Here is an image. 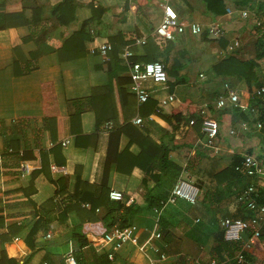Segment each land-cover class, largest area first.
Wrapping results in <instances>:
<instances>
[{"label":"crops","instance_id":"crops-1","mask_svg":"<svg viewBox=\"0 0 264 264\" xmlns=\"http://www.w3.org/2000/svg\"><path fill=\"white\" fill-rule=\"evenodd\" d=\"M62 1L0 0V6L10 15L6 29L0 30V257L4 254L17 264H64L65 255L71 253L84 264H145V258L134 247H124L110 262L105 254L94 252L100 237L88 236L83 247L71 238L80 222L102 221L108 213L106 205L94 214L82 213V219L75 209L65 220L55 215L33 238L29 233L43 214V207L57 198V181H64L62 188L69 196L80 188L77 178L94 186L105 181L108 191L121 192L126 203L135 193L145 197V180L154 184L156 197L165 202L181 178L197 189V201L190 204L177 199L172 209L166 206L159 211L139 212L131 225L137 227L140 239L148 238L158 223L161 237L153 243L168 256L165 264H210L213 259L221 264H264V227L260 239L243 233L237 242L239 249L216 253L224 232L221 222L249 219L253 213L238 202V197L251 184L259 187L256 179L244 178L235 167L243 155L262 159L264 154V96L255 95L264 86V0H220L222 5H215L220 14H214L205 0H171L180 23H215L226 34L217 40L186 31L161 46L153 38L162 16L158 0H74L79 7L92 4L102 9L90 26L99 42L96 45L110 44L118 57L130 46V62L156 60L164 64L168 81L161 87L146 83L151 96L147 102L154 110L161 100L174 96L175 100L161 113L169 115L188 101L203 120H213L222 135L229 136V141L216 136V151L204 146L202 123L196 128L191 121L181 122L172 135L162 134L165 124L157 116L152 125H133L136 117L149 115L148 108L138 107L135 96L129 93L127 67L120 58L105 62L88 50L80 56L60 54V58L57 45L62 42L64 27L50 12ZM34 19L41 21L35 23ZM135 37H145L146 44L153 40L158 50L152 61L145 59L141 46L131 44ZM234 41L239 46L226 52L227 45ZM248 76L252 77L250 83L243 81ZM225 84L238 95L239 107L233 108L227 101L223 109L216 108L217 99L226 97ZM96 117L101 120L98 128ZM107 122L132 126L144 136L142 130H149L153 140L167 144L169 160L181 168L179 174L160 184L163 175L155 169L135 166L126 173L141 151L136 142L130 141L132 133H126L128 130L121 133L117 145L120 154L128 143L132 144L126 156L120 158L118 169L114 161L105 169L108 147L112 145L109 137L115 129L106 131ZM242 123L248 124L247 130L241 129ZM230 130L234 136L229 135ZM82 135L92 136L88 146L82 144L88 143L86 140L75 145L76 137ZM64 139H69L67 146L61 144ZM8 149L13 153L7 154ZM52 165L62 170L52 171ZM230 167L234 172L228 171ZM82 197L80 209L89 211V195ZM106 204H112L109 194ZM191 207H199L202 215L189 216ZM52 208L55 206L49 210ZM162 226L165 229L161 231ZM245 244L247 249L243 248ZM240 251L244 260L238 263ZM37 254L39 261L35 260Z\"/></svg>","mask_w":264,"mask_h":264},{"label":"trees","instance_id":"trees-1","mask_svg":"<svg viewBox=\"0 0 264 264\" xmlns=\"http://www.w3.org/2000/svg\"><path fill=\"white\" fill-rule=\"evenodd\" d=\"M205 1L207 7L212 10L214 14L221 13L220 11L215 9V5H222V2L220 0ZM0 8V30H3L6 29L5 21L8 20L10 15H7L8 13L5 12V9L2 6H0ZM101 13L102 9L95 8L92 4L83 7L76 6L74 4V0H63L52 8L50 16L53 17V19L59 25L64 27V31L62 33V42L57 45L59 57L60 54L65 53L71 56H80L81 54L87 52L89 48L99 43L96 38L92 35L90 31V26L100 17ZM35 16H38V14L35 13ZM40 21L41 20H35V23H39ZM169 47H171V44L169 45ZM141 48L142 54L145 53V59H147V57L151 59L158 50L153 40H149L148 43L143 47L141 46ZM117 53V50H112V52L110 53L111 62L119 58ZM152 60L153 59H151L150 61ZM175 70L176 67L173 68V71ZM251 80L252 77L248 76L243 81L246 83H250ZM148 102H146L143 107L145 106L146 108H148L147 113L150 115L155 109L152 110V106ZM157 117H159L165 124V129L162 128V134L165 135L174 134L175 130L178 129V126L181 122L191 121V124H194V126L197 128L201 125L203 121L202 116L199 114V112L196 113L195 109L189 105L188 101H184L177 109L171 110L169 115H162L160 113L159 115H157ZM153 122H151V125ZM100 123L101 120L96 117L97 128ZM120 125L121 124L116 126L114 124L115 129L113 132L110 133L109 142H112V145L111 148L110 145L108 147L105 169L106 167H108V165H110L112 161H114V163L116 164V169H118V165L121 163L120 158L126 156L127 148L132 144L128 143L125 150L120 154L117 153V145L121 133H124L128 130L126 133H132L130 134V141L136 142L137 145L140 147L141 151L138 152L136 156H134L135 161L129 163V168L126 173H129L130 170H132L135 166L140 167L143 170L147 168L155 169L163 175V179L159 182L160 184H163V181L167 182V179L171 180L174 174H179L181 168L175 163H173L171 160H169L170 149L166 143L162 141L160 142L153 140L148 135L149 130L147 129L142 130L146 133V136H144L139 130L132 128V126ZM167 128H170V130H167ZM261 130H264V127ZM82 136L83 137H76L75 145H80L81 140H86L88 142L82 143L83 145L86 146L87 144H89L88 140H91L92 136ZM217 138L224 139L225 141L230 140L229 136L224 137L222 135L221 130L218 128V126ZM114 150V157H111L112 152ZM231 170L232 172H234V168H228V171L231 172ZM64 184V181L56 182V185L59 187V190L57 192V198L55 200H51V202H48L47 205L43 207L42 210H44V212L43 214H41V216H39L38 220L32 227L29 233L30 238H33L40 229L45 228V226L53 220L55 215L58 216L57 219L65 220L67 214L70 213V211H72L73 209H75L78 213L81 212L80 218L82 219L84 218L82 213H84L85 215H87L88 212L94 214L100 206L106 205L108 213L102 221L96 219L94 221L89 220L82 223L80 222L77 228H75L71 233V238L75 239L79 243V245L83 247L87 244L88 236H93L95 238L101 237L113 225H119L120 227H126L131 225L133 217L141 211H149L152 209L160 208L161 201L160 199H158V197L152 194L155 186L153 183L150 182V180H145L143 183L146 191L145 197L135 193L132 196V201L130 202L121 203L111 201L112 204H106L109 191L106 188L105 181H103V183L99 186H94L88 185L87 183H84L77 178V184L80 188L76 189L75 193L71 196L66 194L65 189L62 188ZM155 185L157 186V184ZM84 194L89 195V203L91 205L89 211L80 209L79 203L84 201L82 200V195ZM259 202L261 204H264V198L259 199ZM52 206H55V208L49 210V208ZM247 218L248 217H244L243 220H246ZM160 229L162 231L165 229V227L162 226ZM218 241L220 242V247L219 249H217V254H219L221 250H228L231 253L239 249L237 242H228L224 239V232L220 235ZM0 264H17V262L14 259H8L4 254H1Z\"/></svg>","mask_w":264,"mask_h":264},{"label":"built area","instance_id":"built-area-1","mask_svg":"<svg viewBox=\"0 0 264 264\" xmlns=\"http://www.w3.org/2000/svg\"><path fill=\"white\" fill-rule=\"evenodd\" d=\"M158 6L162 10L161 20L154 31V42L161 46L167 41H173L176 35H181L188 31L191 35L207 34L209 37L215 39H221L225 37V29L215 23L209 25H201L199 23H180L177 19L176 13L171 5V0H158ZM246 13L243 12L242 16L245 18ZM131 44L136 46H144L147 42L145 37L132 38ZM239 46L238 41L231 42L226 47V52L231 53L235 48ZM112 46L108 43L99 44L89 48L88 52L91 55L100 56L105 62L110 61V53ZM133 56L130 46H126L120 55L122 60L127 67L126 76L129 78L130 83L128 84L129 93L133 94L136 98L137 106H143L150 98V93L145 88L146 83H151L156 87L166 85L168 81V75L164 64L159 61L150 63H133L129 59ZM226 91V97H219L216 101V108L223 109L227 105V101L233 108L239 107V97L234 90H232L227 84L224 85ZM255 95L257 97L264 96V86L260 87ZM175 100L174 96H169L159 102V105L155 108L152 114L145 118L136 117L133 120V125L141 127L144 122H152L154 117L162 113L169 103ZM204 112H202V115ZM203 130L205 132V143L204 146L211 150L216 151L217 147L214 141L217 136V124L213 120L204 119L202 122ZM257 129L262 127L261 123L256 125ZM114 128L111 122L104 124L106 131H111ZM242 130L248 129L247 123L241 124ZM235 132L230 130L229 135L234 136ZM62 146L69 144V139H64L61 142ZM7 154L13 153V150L8 149ZM21 156V153H19ZM264 154L262 159H259L253 155H243L240 165L235 167V171L248 179H256L258 186L251 184L241 193L238 197V202L243 207L253 213V215L247 220H231L225 219L221 222L224 230V239L228 242H239L241 241V234L248 233L250 237L260 239L264 227V204L259 202V199L264 197ZM2 162V154L0 153V163ZM24 166V165H23ZM23 166L20 168L23 171ZM52 171H59L62 169L56 168L54 165L51 166ZM198 192L193 184L186 180L179 178L173 186L170 196L165 202L160 203V208L155 209L159 211L165 208L169 204H174L177 199L184 200L190 204H194L197 201ZM109 199L113 202H123L124 195L121 192L110 191ZM198 222V220H196ZM161 234L159 232L158 223L154 225L152 233L145 240H141L138 229L134 225L126 227H120L119 225L111 226L107 232H105L94 245V252L96 254H105L110 262L115 260V254L123 249L124 247L131 246L137 249L139 253L143 255L146 260L145 264H165L168 260V256L163 253L153 243L155 239H159ZM47 238H50V234H47ZM249 246L245 244L243 248L247 249ZM238 263L243 262L244 256L242 251L237 255ZM64 264H84L78 261L75 256L71 253L65 255ZM210 264H221L217 259L211 260Z\"/></svg>","mask_w":264,"mask_h":264},{"label":"rangeland","instance_id":"rangeland-1","mask_svg":"<svg viewBox=\"0 0 264 264\" xmlns=\"http://www.w3.org/2000/svg\"><path fill=\"white\" fill-rule=\"evenodd\" d=\"M186 166V165H185ZM158 192V189H157V191H156V193ZM156 193L155 192H153V194L156 196ZM179 200V199H178ZM168 207H167V209H172V206H176V203H174V204H169V205H167ZM189 213V216H194V215H199V216H201L202 215V213L199 211V207H191L190 209H189V211H188ZM35 260H38L39 261V254H37V255H35Z\"/></svg>","mask_w":264,"mask_h":264}]
</instances>
